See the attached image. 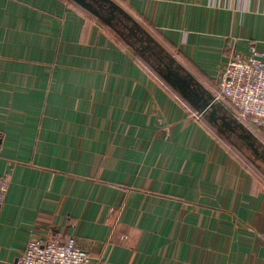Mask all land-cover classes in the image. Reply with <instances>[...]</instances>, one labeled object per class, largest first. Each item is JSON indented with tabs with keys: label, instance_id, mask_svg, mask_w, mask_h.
Returning <instances> with one entry per match:
<instances>
[{
	"label": "crops",
	"instance_id": "1",
	"mask_svg": "<svg viewBox=\"0 0 264 264\" xmlns=\"http://www.w3.org/2000/svg\"><path fill=\"white\" fill-rule=\"evenodd\" d=\"M113 1L184 83L80 0H0V264L71 236L93 264H264V171L218 119L261 148L264 128L203 110L236 51L264 52V0Z\"/></svg>",
	"mask_w": 264,
	"mask_h": 264
},
{
	"label": "built area",
	"instance_id": "2",
	"mask_svg": "<svg viewBox=\"0 0 264 264\" xmlns=\"http://www.w3.org/2000/svg\"><path fill=\"white\" fill-rule=\"evenodd\" d=\"M214 99L230 104L242 118L264 128V52L256 43L246 51H236L220 67ZM9 185L10 175H0V204L6 200ZM15 264H93V257L74 236L66 240L34 237Z\"/></svg>",
	"mask_w": 264,
	"mask_h": 264
},
{
	"label": "trees",
	"instance_id": "3",
	"mask_svg": "<svg viewBox=\"0 0 264 264\" xmlns=\"http://www.w3.org/2000/svg\"><path fill=\"white\" fill-rule=\"evenodd\" d=\"M82 2H86L90 9H92L100 18H102L107 24L110 25L111 19L113 17H116L121 20L120 18L123 16L125 19V25L126 27H129V33L127 34H120L125 40H129V42L134 46V48L137 50L140 56H142L145 60H147L158 72H160L163 75H168L177 73V65L174 59L170 57L169 54H167L164 50L160 48V46L153 40L151 35H148L142 27L136 20H134L128 13H126L123 9H121L113 0H80ZM93 3H97V8L94 7ZM122 21V20H121ZM129 22V23H128ZM119 33V32H118ZM145 41L148 42V45H145ZM154 48L159 49L162 51L163 56L159 57L163 61V57H166L169 59V63L163 61L165 64V67H161L159 64H153L151 61L152 58V50ZM155 52V51H153ZM172 78V77H171ZM178 79V78H177ZM179 80V79H178ZM183 83L184 81L181 80ZM184 86H186L184 84ZM227 130H231L234 133L239 134L243 141H248L249 146L251 147V150L254 155V163L251 162L250 159V165L252 168H260L262 165H264V148H260L259 146L252 143V140L250 136L244 137V134L238 133L235 129L228 128ZM250 138V139H249ZM250 142V143H249ZM260 148V150H259ZM246 158L248 157L245 155ZM249 158V157H248ZM262 169V168H261Z\"/></svg>",
	"mask_w": 264,
	"mask_h": 264
},
{
	"label": "rangeland",
	"instance_id": "4",
	"mask_svg": "<svg viewBox=\"0 0 264 264\" xmlns=\"http://www.w3.org/2000/svg\"><path fill=\"white\" fill-rule=\"evenodd\" d=\"M93 5H94V7H96L97 8V3H93ZM119 18V17H118ZM118 18H116V17H113L112 19H111V23H110V26H112L113 28H114V30L112 29V27L110 28L111 30H113L114 31V33L118 36L119 34H127V33H129V27H126L127 25L125 24V19H124V17L122 16L120 19L122 20H120L119 21V19ZM129 23V22H128ZM126 25V26H125ZM117 32H119V34L117 33ZM121 35V36H122ZM120 36V35H119ZM145 45H148V42L147 41H145ZM153 51H155V52H153ZM152 58H151V61H152V63L153 64H159L161 67L163 66V67H165V64L163 63V61H165L166 63L168 62L169 63V59H167L166 57H163L162 59H163V61L161 60V59H159V57H162L163 56V54L164 53H162V51H160L159 49H157V48H154L153 50H152ZM215 99L214 98H212L211 99V101L210 102H212L213 101V103H215V101H214ZM219 121H218V125L219 126H222V128L225 130V129H228V128H226L225 127V121H226V119H225V121H223L222 119H218ZM229 124H233V123H230L229 122ZM234 128H235V130H238V128H237V125L236 124H234V126H233ZM238 132V131H237ZM241 133H244L243 131H241ZM226 135L229 137V139L230 140H232V143H234V144H236L235 146L238 148V150L241 152V153H243L244 155H247L248 157H249V159L251 160V162L253 163V164H255L254 163V155H253V152H252V150H251V147L249 146V144H248V141H243L242 139H240L241 137L239 136V134H237V133H234V132H228V130H227V132H226ZM250 143V142H249ZM256 145V144H255ZM261 148V147H260ZM260 148H259V150H260ZM260 168H262L263 169V171H264V165H262ZM258 169V168H257Z\"/></svg>",
	"mask_w": 264,
	"mask_h": 264
},
{
	"label": "water",
	"instance_id": "5",
	"mask_svg": "<svg viewBox=\"0 0 264 264\" xmlns=\"http://www.w3.org/2000/svg\"><path fill=\"white\" fill-rule=\"evenodd\" d=\"M85 6H87V7H89V5L86 3V2H82ZM175 76H176V78H179V79H181V77H180V75L178 74V73H175ZM182 80V79H181ZM212 98H214L213 96H211V99ZM207 105V106H206ZM209 107H214V103H213V101L212 102H209L208 104H205L204 106H203V110L205 111V109H208ZM210 118L211 119H213V120H216L217 119V116H216V114H215V111L214 110H212V111H210Z\"/></svg>",
	"mask_w": 264,
	"mask_h": 264
}]
</instances>
